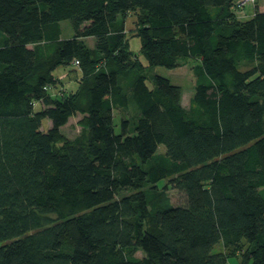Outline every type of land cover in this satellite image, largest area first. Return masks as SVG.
<instances>
[{"label":"trees","instance_id":"trees-1","mask_svg":"<svg viewBox=\"0 0 264 264\" xmlns=\"http://www.w3.org/2000/svg\"><path fill=\"white\" fill-rule=\"evenodd\" d=\"M237 1L0 0V264H264V10L240 18ZM189 57L186 108L146 80ZM75 60L76 89L51 93Z\"/></svg>","mask_w":264,"mask_h":264},{"label":"rangeland","instance_id":"rangeland-1","mask_svg":"<svg viewBox=\"0 0 264 264\" xmlns=\"http://www.w3.org/2000/svg\"><path fill=\"white\" fill-rule=\"evenodd\" d=\"M238 2V1H237ZM237 4V3H236ZM249 4L252 7V10L254 11L255 9H258L259 6L261 8H264V0H255L254 2H248L245 5H236L235 9V15L240 18H245L249 15L248 11L246 10V6ZM137 14L134 11H130L126 13L125 16V26H124V37L128 42V47L129 49L141 60L142 62H146L145 57L142 55L140 52V39L139 36L135 34V30L137 28ZM61 25V33L60 37L61 38H68L73 35V30L71 27V24L69 20H63L60 22ZM84 42L86 43L87 46H93L94 44V37L88 36V37H83ZM181 65L175 68H166L164 66L156 65L150 67L148 70V74L152 77H148L146 82L148 86H151L152 83V78L153 75L155 74H160L162 76L168 77L170 81L174 84H177L181 87V104L188 108L189 106V100L191 95L193 94L194 91V84H195V76L192 72V66L197 62V59L195 58H183L181 59ZM247 66L246 64L243 65L242 67ZM77 64H68V65H60L57 68L54 69L53 74L58 75L59 73H62V76L56 77V80L54 82V85H52L50 92L56 94L58 97H61L62 94H67L69 91L76 89L77 87V76L79 74V70L77 68ZM75 68V69H73ZM73 69V70H72ZM65 80L64 78L66 75ZM60 75V74H59ZM117 113L115 111L116 119L119 118V115L122 117L126 118H134L135 116V108L133 107L132 104L129 103L127 107L123 111H118ZM81 117L80 114H76L72 117H70L65 125L61 127L62 133L64 136H66L69 139H72L76 137L77 135L80 134L81 132V127L78 124V119ZM50 125V120L45 118L42 120V128L47 129ZM114 130L116 133L120 131V126L117 124L114 127ZM163 150H165L164 145H159L158 151L159 153H162ZM163 181L159 182V187L161 189L163 186ZM160 201H167L171 202L173 204H178L182 203L184 201V197L180 191H177L175 189H165L164 193H162L159 196ZM215 249L219 250L222 249L221 244L215 245ZM137 254H140L138 252ZM239 257L237 256H231L228 259V262L235 263L238 262Z\"/></svg>","mask_w":264,"mask_h":264},{"label":"crops","instance_id":"crops-1","mask_svg":"<svg viewBox=\"0 0 264 264\" xmlns=\"http://www.w3.org/2000/svg\"><path fill=\"white\" fill-rule=\"evenodd\" d=\"M259 10H264V8H261L260 6H259V8H258ZM246 10L248 11V13H249V15L248 16H250L252 13H253V10H252V7H251V5L249 4V6L247 5L246 6ZM247 16V17H248ZM60 28H61V25H60ZM61 38V37H60ZM60 74V75H59ZM58 75H55V76H57V77H60V76H62V73H59ZM80 75V72H79V74L77 75V76H79ZM68 76V74L64 77V78H62L63 80H65L66 79V77ZM74 90V89H73ZM72 90V91H73ZM37 106H39V104L37 105Z\"/></svg>","mask_w":264,"mask_h":264},{"label":"built area","instance_id":"built-area-1","mask_svg":"<svg viewBox=\"0 0 264 264\" xmlns=\"http://www.w3.org/2000/svg\"><path fill=\"white\" fill-rule=\"evenodd\" d=\"M255 0H238L237 5H245L248 2H254ZM75 64H77V60H75ZM48 88V87H45ZM51 89V87L49 88Z\"/></svg>","mask_w":264,"mask_h":264}]
</instances>
